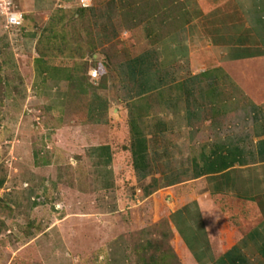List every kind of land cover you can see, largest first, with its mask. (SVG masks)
<instances>
[{
	"label": "crops",
	"instance_id": "0c3cea01",
	"mask_svg": "<svg viewBox=\"0 0 264 264\" xmlns=\"http://www.w3.org/2000/svg\"><path fill=\"white\" fill-rule=\"evenodd\" d=\"M11 1L23 25L0 15V64L25 111L10 141L33 163L25 205L11 189L1 200L29 217L42 193L72 194L79 211L29 241L83 227L92 239L97 222L102 264H264V0ZM163 16L178 26L155 42ZM137 208L148 214L110 218ZM152 249L165 259L144 260Z\"/></svg>",
	"mask_w": 264,
	"mask_h": 264
},
{
	"label": "rangeland",
	"instance_id": "374dc122",
	"mask_svg": "<svg viewBox=\"0 0 264 264\" xmlns=\"http://www.w3.org/2000/svg\"><path fill=\"white\" fill-rule=\"evenodd\" d=\"M98 3L102 4L104 2H107L108 0H97ZM121 2L123 0H120ZM157 0H150L148 3H143L146 7L150 5L148 10L155 11L159 10L158 4L155 6ZM8 3H11L10 6H8ZM121 4V3H120ZM125 4L127 7L124 9H134V6L129 3L128 0H125ZM142 4L141 7L138 8V11L141 13L145 12L147 13V8L144 10V5ZM122 5V4H121ZM154 6V7H153ZM14 6L12 4L11 0H0V15L5 12L10 13L17 10L13 9ZM20 13V11L18 12ZM6 21L7 17L5 16ZM177 20L173 19H167L166 16L163 17H157L156 19H152V25L157 31L154 41L159 42L161 40V37L164 35L166 36L167 33H171L170 35H173V30L177 28ZM7 23V22H6ZM164 24V25H163ZM8 27V26H7ZM21 27V26H20ZM9 28V27H8ZM180 39L183 40V37L179 35ZM178 42V41H177ZM174 47H179L180 43L173 44ZM209 56V54H208ZM1 65V64H0ZM2 67V66H1ZM3 69V68H2ZM92 72H90L91 77ZM4 72L1 71V77L4 81ZM97 77V76H95ZM3 92H5V87L3 84ZM19 102L18 106H13L12 101L8 99L3 93L2 99L0 98V177L6 175V170L8 171V174L11 178H9L8 184L5 186L6 189L0 190V264H43L45 260L49 261L50 258H57L59 259L58 264H71L76 263L75 257L77 254L80 253L81 257L77 264H102L100 256H98L101 253H105V249L107 247V241L104 239L101 234H98L97 230V222L96 225H91L89 229V233H87V230L84 231L86 228L83 227L82 230L77 231V234H74L72 236H69L66 234L65 238L66 240L63 243H60L59 241L56 242L54 234L48 233L44 236H41L40 238L35 239L34 241L30 242L29 239L31 236L28 235L29 232L37 234V232L41 233V230L44 228L49 227L45 224H51L55 218H62L63 216L67 214H71L72 212H79L74 209L75 211L71 210V207L73 205V199L72 194H57L58 199H62V202L57 203L56 201L48 200L50 197V193H46L47 197L43 195V193L40 195V198H36V203L39 206L37 209L32 211L31 216H27L24 212L25 210L13 208L14 210L11 212L10 210H7L8 202H5L1 199H5L7 189H11L10 191H15L14 195L17 197L18 202H21L25 205V195H27V191L24 187H28V185L24 186V183L27 184L29 177L28 170H31L32 167L30 163H33L30 161V163L25 161L24 156L26 153H24L25 149L23 146H20L18 142L15 143L11 142L10 140L13 139V134L18 133V123L21 121L22 117L21 115L24 113L25 110H23V105H21V100H17L15 102ZM38 120H32V124H38ZM21 134V133H20ZM29 141H32V138H29ZM27 139V140H28ZM24 141H26L24 139ZM19 145V146H18ZM40 150V147H37L35 151ZM22 155V156H20ZM37 162L44 161V157L42 155L38 156L37 159L33 160ZM34 169V168H33ZM17 170V172H16ZM24 186V187H23ZM85 189V188H84ZM52 192V191H49ZM52 195V194H51ZM55 197V194H53V198ZM96 195L93 196V200L95 201ZM72 200V201H71ZM76 200V199H75ZM96 202V201H95ZM93 202V203H95ZM63 203H65V206H69V210L67 208H64ZM76 203H79L78 199L74 202V205ZM84 205L85 203L82 202ZM76 207V206H75ZM21 208V207H18ZM24 209V208H23ZM57 209V210H56ZM95 210L92 213H95L96 215L91 216L92 219H95L96 221H102L101 217L98 216V209L94 208ZM144 214V215H143ZM145 214H148V211L145 210V208H137L135 210H130L123 212V214L113 215L110 218L111 219H118V218H125V219H139L145 216ZM31 217V218H30ZM95 217V218H94ZM33 219V220H32ZM75 219V218H73ZM71 219H68L63 223V229H67L68 231L71 229V226L68 221ZM29 221V225H27V222ZM31 221V222H30ZM42 221L44 223H42ZM42 223V224H40ZM66 223V224H65ZM102 223V222H101ZM101 227V226H99ZM143 231L145 228H141ZM147 229V228H146ZM152 229H156L154 226ZM166 229V227H165ZM164 229V232H165ZM93 231H95L93 233ZM30 233V234H31ZM144 232L139 233V236H137V240L131 241L129 247H133L132 251L135 250L134 247L137 248L139 244H143L142 241H144L145 236ZM98 236H101L100 239L95 240L98 238ZM160 235H156L153 238V241H156V238ZM28 238V240H26ZM94 238V239H93ZM102 239H104L105 242H102ZM95 240V241H94ZM145 242V241H144ZM117 244V243H116ZM81 247V251L78 253V247ZM106 245V246H105ZM105 248V249H104ZM84 249V250H83ZM55 250H57L55 252ZM137 250H140V248H137ZM143 251V250H142ZM43 253V254H42ZM52 253H57V256H53ZM71 254V256H70ZM109 254V253H106ZM163 255L166 253H157L156 250L152 249V251H149L147 253H144L143 257L144 259H148L151 255ZM46 255V257L44 256ZM130 255H134V253H131ZM146 255V256H145ZM48 256V257H47ZM105 256L106 255H101ZM112 256V255H110ZM100 257V258H99ZM133 256H130V262L131 264L134 262ZM147 257V258H146ZM164 258V257H163ZM165 259V258H164ZM51 260V259H50ZM98 260V261H97ZM108 259L106 258L105 261ZM158 261H163L162 257L158 258ZM128 264H130L128 262Z\"/></svg>",
	"mask_w": 264,
	"mask_h": 264
},
{
	"label": "built area",
	"instance_id": "2783aa9c",
	"mask_svg": "<svg viewBox=\"0 0 264 264\" xmlns=\"http://www.w3.org/2000/svg\"><path fill=\"white\" fill-rule=\"evenodd\" d=\"M84 2V0H83ZM85 4V3H83ZM11 3H8V6H10ZM6 13V17H7V26L8 27H20L22 26V23H23V15L21 13H14V12H10V13ZM91 74L93 77L97 76V72H96V69L93 68L91 70Z\"/></svg>",
	"mask_w": 264,
	"mask_h": 264
},
{
	"label": "trees",
	"instance_id": "16d2710c",
	"mask_svg": "<svg viewBox=\"0 0 264 264\" xmlns=\"http://www.w3.org/2000/svg\"><path fill=\"white\" fill-rule=\"evenodd\" d=\"M1 71H2V67H1V65H0V98L2 99V96H3V80H2V77H1ZM28 234H30V232L28 233ZM154 255V254H153ZM155 256V255H154ZM158 257L159 258H161L162 257V259L164 260V258L166 257L164 254L163 255H158ZM164 257V258H163ZM155 258V257H154ZM144 260H146V259H144ZM156 263V262H155ZM154 262H153V264H155ZM148 264H150L149 263V260H148Z\"/></svg>",
	"mask_w": 264,
	"mask_h": 264
},
{
	"label": "clouds",
	"instance_id": "9594fccd",
	"mask_svg": "<svg viewBox=\"0 0 264 264\" xmlns=\"http://www.w3.org/2000/svg\"><path fill=\"white\" fill-rule=\"evenodd\" d=\"M22 25H23V23H22Z\"/></svg>",
	"mask_w": 264,
	"mask_h": 264
}]
</instances>
